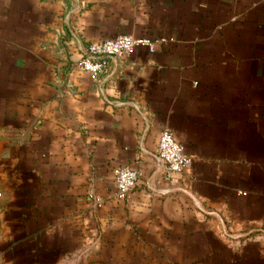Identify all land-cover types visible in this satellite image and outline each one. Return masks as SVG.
I'll return each mask as SVG.
<instances>
[{
    "label": "crops",
    "instance_id": "crops-1",
    "mask_svg": "<svg viewBox=\"0 0 264 264\" xmlns=\"http://www.w3.org/2000/svg\"><path fill=\"white\" fill-rule=\"evenodd\" d=\"M0 208V264H264V0H0Z\"/></svg>",
    "mask_w": 264,
    "mask_h": 264
},
{
    "label": "built area",
    "instance_id": "built-area-1",
    "mask_svg": "<svg viewBox=\"0 0 264 264\" xmlns=\"http://www.w3.org/2000/svg\"><path fill=\"white\" fill-rule=\"evenodd\" d=\"M137 45H146L151 50L153 47L150 40L133 38L129 35H117L112 39L91 42L85 48L84 54L78 62L79 68L92 76H98L107 71L108 62L111 58L128 53ZM157 158L162 168L163 178L167 181L173 180L174 174L182 172L191 164V158L167 129L161 130L159 134ZM139 179L140 174L135 170L127 167L115 169L114 185L117 199L125 200L129 192L137 185ZM95 203L97 204L98 200H95Z\"/></svg>",
    "mask_w": 264,
    "mask_h": 264
}]
</instances>
